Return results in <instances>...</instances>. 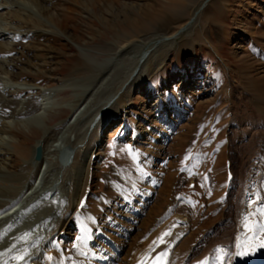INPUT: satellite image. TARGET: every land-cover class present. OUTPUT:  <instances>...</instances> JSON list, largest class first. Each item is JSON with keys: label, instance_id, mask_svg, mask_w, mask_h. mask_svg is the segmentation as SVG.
Returning a JSON list of instances; mask_svg holds the SVG:
<instances>
[{"label": "rangeland", "instance_id": "374dc122", "mask_svg": "<svg viewBox=\"0 0 264 264\" xmlns=\"http://www.w3.org/2000/svg\"><path fill=\"white\" fill-rule=\"evenodd\" d=\"M27 4L32 9L27 14L44 22L47 29L43 32L52 39L42 42L54 56L45 69L58 67V73L41 74L45 81L39 83L25 78L4 85L11 94L3 95L4 99L25 101V94L15 88L33 89L32 96L41 103L48 92L54 95L51 110L37 121L20 125L12 124L16 118L3 121L8 123L4 128L10 126L21 137L10 138L5 132L0 137L14 142L9 149H14L21 167H29L21 173L33 178L29 192L19 194L23 201L13 213L23 212V222L30 220L34 233H48L58 224L67 194L49 216L37 219L29 215V209L42 202L49 205L48 191H58L70 178L82 176L80 169L86 160L84 150L78 154L82 145L72 152L77 161L71 159L66 166L61 165V152L69 150L78 135L83 136L90 107L125 83L122 102L116 104L119 94L115 96L104 109L114 103L116 108L110 109L103 123L99 124V118L93 124L94 133L87 135L93 162L83 182L85 216H71L64 231L54 238L57 248L70 258L88 248L85 255L92 264L98 263L104 251L117 253V264H134L138 249L144 252L149 247L159 254L168 250L162 248L181 231L172 232L169 223L174 211L183 207L189 211L190 223L197 222V229L193 227L176 248L183 254L189 251L190 262L201 252L231 243L243 224L238 212L246 202L243 195L254 193L259 197L256 200L264 199V176L256 177L264 169V0H58L52 11L57 26L39 15L33 3ZM201 5L202 15L189 25ZM11 18L9 10H1L0 28H16ZM124 40L135 42L126 53L119 52ZM153 41L157 44L144 57V47ZM27 59L19 60L20 68L37 73L38 68H30ZM54 62L57 65L52 68ZM101 68L107 74L101 77L103 84L93 89L91 103L75 116L71 107L78 97L76 85ZM48 129L55 130V136L38 172L31 161L33 148ZM59 165L64 170L60 174ZM29 179L25 184L14 175L8 179L0 173V188L19 191L23 184L29 185ZM50 179L55 180L54 187ZM35 192L40 194L34 196ZM4 199L0 202L8 200ZM12 220L0 222V236L23 223ZM166 232L170 235L164 236ZM114 247L122 251L114 252ZM22 249L14 256L27 252L28 247ZM176 257L173 264L184 261L180 254Z\"/></svg>", "mask_w": 264, "mask_h": 264}, {"label": "bare ground", "instance_id": "6f19581e", "mask_svg": "<svg viewBox=\"0 0 264 264\" xmlns=\"http://www.w3.org/2000/svg\"><path fill=\"white\" fill-rule=\"evenodd\" d=\"M27 2L33 3L35 5V7L38 8L39 13H40L39 15H41L43 18L47 19V21H49L50 23H53L54 25L57 26V15L52 13V11L55 10L56 4H57L56 3L54 5L53 2H58V0H0V11L1 10H9V14L12 16L11 21L18 24L16 26V28H15V26L13 28L10 27L9 29H5V30L0 28V136H1L2 132H5V133L10 134V136H11L10 138H13V137L19 138V137H21V134L18 133L19 131L16 132V130L12 129L10 126H7V128H4V124L8 125L7 122H5V123L3 122L5 119H8V118H14L15 119L16 118L17 120H14L12 122V124H14V125L31 124V123L37 121L42 116V114H44L48 109H50V107L53 104L52 96H54V95L51 92H48L45 95L46 97L44 96V98H43L44 100L42 101V103H43L42 104L40 102V100H38L32 96V94L34 93L33 89H31V88H21V89L17 88L16 89L15 88V90L17 92H21L19 94H23V95L25 94L23 97L26 98V100L25 101H23L22 99L10 100L8 98L4 99L3 95L11 96V94L9 93V90H5L4 85H6V83L9 81L20 80V79H25V78L26 79L33 78L36 83H39V81H41L40 79H43V81H45L44 78L40 77L41 74H44V75L46 74V75L50 76V75L58 73V67L53 68V66L57 65V63H55V62L51 64L52 68H53L52 70L49 69V71H46V69H45L46 66L49 65L50 61L54 59V56H53L51 47L46 46L45 45L46 43L43 44L42 42H43V39H45V40L48 39V41H49L51 38L48 37L49 36L48 33L43 32V29H45L44 31H46L47 25L44 22L35 20L32 17V14H30V13L27 14L28 10L30 12L32 11V9H30V7L27 6L28 5ZM13 5H16V7H13ZM5 6H7V7H5ZM202 8H203V5L197 7L195 12L193 13L192 17L195 18V21H198L199 17L202 15V12H203ZM204 8H205V4H204ZM162 28L163 27H161V30H162ZM60 30H63L64 32H66L65 31L66 29L60 28ZM25 43H26V45H22ZM123 44L124 45L122 47H120L119 52L126 53L133 45H135V42L129 41V40H124ZM155 44H157L156 41H153L149 45H146L145 47L143 46L144 47V51H143L144 57L147 56V53L151 49L154 48ZM154 51L152 53H155ZM23 57L29 58L25 61L30 68L31 67H33V69H34V67L38 68L37 73H35V74H32L30 72L28 73L24 67L20 68L21 65L19 64V60L20 61L23 60ZM143 58H142V60H138L139 62H137L136 66H135V70L138 67H140V63L144 60ZM44 59H45V61H44ZM47 60L49 62H47ZM34 61H37V63L36 62L34 63ZM26 63H24V64H26ZM86 68H84V69H86ZM105 70H106V68H101V69L97 70L92 76H90V78L87 81H84L83 83H80L79 85H76V88H78V97H77L76 101H73V105L71 107V110H72L73 114H75V116H76V114H79V111L82 109L81 107L83 105L88 104L90 102V101L88 102V100L90 97L92 98V96H93L92 95L94 92L93 89L97 88L99 85L103 84L104 79H101V77L103 75V78H104V76L107 75L104 72ZM52 72H53V74H51ZM133 73H132V75H133ZM124 84L120 87H115L113 90L114 94H112V96H109L107 99L102 98L100 102H98L96 104L94 103L95 105L90 107V110H92V112L90 113V116H88L85 119V123L83 124V130H84L83 136L78 135V137H76V139H75V142H73V144L70 146V149L63 151V153L61 152L60 158L61 157L65 158V160L60 159V161L62 163L61 165L66 166L70 163L71 159H75V161H77L76 160L77 158H73L72 152L76 153V150H77L76 145H79V144L82 145V147L80 148L81 150L78 151L79 155H80L82 150L85 151L84 160L85 159L86 160L83 164V167L81 166L82 168L80 169L81 172L83 171L82 176H80V178H78V180H77V178H76V180L73 179V177L70 178V180L69 181L67 180L68 182L63 185V188L58 190V191H55V192L48 191L47 194H50L51 196L50 195L49 196L52 197L51 200L48 199V201L50 202L49 205L43 204L44 202H42L37 207L35 206V208L29 209L30 210L29 215L33 214V216L37 219L39 218L40 215H42V216L48 215L49 216V214L53 212L54 207H57L59 205L60 199L63 198V195L67 194V196H68L66 198L67 202L66 203L64 202V204H63V205L66 204V207L61 210L62 211L60 213L61 218H60V220H57L58 224H54V228L51 231H49L48 233L46 232V230L40 231L41 233H37L38 231L37 232L35 231V233H37V235H35L33 230L30 228L31 221L28 220L26 222L25 221L23 222V220L21 218L22 217L21 215H24L23 212L20 213V215L17 212L13 213L15 208L20 204V202L22 200L21 199L22 197L18 198L19 194L20 193L22 194L24 192L23 194L25 195L27 192H29L30 188L32 187L31 184L33 182L31 180H33V178L30 180L29 179L30 177H27L29 174L27 175L25 173H21V172H25L24 171L25 169L28 170L29 167L28 168L21 167V165L18 163V158H16V154L14 152H12V151H14V149L13 150L9 149V147L13 146L14 142L11 139H4V138L0 137V173H6L8 175V179L12 178V176L14 175V176H16V179L18 182L23 183V181H26V182H24L25 184L27 183L28 179L30 180L28 183L29 185L27 184L28 186H24V184H23V187H20L19 191H12L11 189L5 190V189L0 188V198H5V199L8 198L7 201L0 202V222L4 221L6 219H9V218L13 219L12 220L13 224L23 222L17 227L12 226L11 230L7 229L6 233L3 231L5 234L3 236H0V264H92L90 262L89 258H87V256L85 255L88 253L87 247L84 246L87 249L86 250L84 249L83 253L78 254L75 257L72 256L74 259L73 260V259H71L72 257L70 258V257L65 256L64 255L65 253L63 254V252L59 248H57L58 247L57 242L54 240V238L56 235H59V233L64 231V226H66V224H68L70 222L72 215L75 214L76 217L78 215H81V217L85 216V214H84L85 212L82 209V203H83V199H85V197H86L85 191H87V189H86V186L83 185L84 184L83 182H84L86 174L88 175V178H89V176H90L89 175L90 174L89 168L93 162V154H91V150H89V148L86 146L89 143V142L86 143V138H87V135L94 133L95 130H94L93 124L99 118H100L99 124L103 123L104 120L109 117L108 115H110V109H114L116 104H120L122 102L121 92L123 91V88L125 86ZM90 88H92V93H88V91L90 92ZM87 93H88V95H86ZM118 94H119V98L115 101L116 104L114 103L113 106H110L109 110L105 111V109H106L105 107H107L110 104L111 100L115 96H117ZM120 109H121V111H123L124 104H122L120 106ZM68 124H70V123H68ZM64 127L65 126H63L62 128H64ZM58 128H60V127H58ZM97 128H98V126H97ZM54 136H55V130L50 131V129H48L47 131H45L44 136L38 141L37 145L33 148V155H32L31 161H32L33 168L35 170H37L38 172L41 169V167L43 166L44 157L48 156V154L46 153V150H47L48 144L54 138ZM37 146H42V150H43V159L40 162L34 161L35 151H36ZM91 146H89V147H91ZM263 151L261 154L262 160H264V152ZM259 152H261V151H259ZM78 160H79V157H78ZM258 160H260V159H258ZM61 165H59V166H61ZM63 166L59 167V169H58V167H56V169H58L57 170L58 174H60L62 172ZM257 166H258V164H257ZM261 166H262V162H261ZM30 169H31V167H30ZM15 173H16V175H15ZM23 174H25L26 176ZM30 174H31V172H30ZM261 175L264 176V169H262L261 174L256 175V177L261 176ZM59 177L61 179L62 176H59ZM258 178H260V177H258ZM64 179L65 178H63V180ZM71 180L74 182L72 183ZM87 180H89V179H87ZM54 181H55L54 179H50L49 182H51V184L53 185ZM255 181H257V180L255 179ZM253 182H254V180H253ZM10 183H12V182H10ZM251 183H250V186H253V185H251ZM50 185H49V187H50ZM54 185H53V187H54ZM29 186H31V187H29ZM247 190H249V189H247ZM253 191H255V190L253 189ZM39 194H40L39 192H35L33 195L36 196ZM243 196L246 197V202H244V203L241 202L243 204H241L240 210H238L240 220L242 219V221H243L244 216L246 214L251 216V222L252 223H255L256 221L261 220L262 217L257 213V209L260 208L261 206H264V199L262 198L261 201H258V200H256L257 195H255L254 193L251 194L248 192H247V194L245 193ZM257 198H259V197L257 196ZM29 199H30V197L27 198V200H25V202L28 203ZM243 199H245V198L243 197ZM25 211H27V209ZM69 211L71 212L70 215H69ZM16 215H19V216L16 217ZM172 218H173V220L171 221V223H169L170 221L168 222L170 224L169 229L175 233H177V231H180V230L181 231L178 232V234H177L178 237H176V239H174L171 244H168L162 248L164 250L168 249L167 250L168 256L165 258L167 264H173L174 259H175L176 255H178V254H180L181 260H184V261H181L180 263H178L179 262L178 261L177 264H201V262L206 260V259L209 261V264H215V258H216V251L215 250L218 248V246H217V248H212L211 250H208L204 253L201 252L202 254H200L198 257H196L191 262H190V259L188 258L189 257V251L183 254L180 252L179 249L176 248L177 244L181 241V239H183V237L186 234H188L189 232L192 233L191 231H193V227L196 228V226H197V222H195L194 225H192L190 223L191 221L189 218L188 209L186 207H183L179 211H174V215L172 216ZM78 219H79V216H78ZM196 220L198 221V219H196ZM6 224H7V222H6ZM243 225L244 224L240 225L241 226L240 230H239L240 232L239 231H238L239 233L237 232L238 233L237 237L235 235L236 238H233L234 240L231 243H228V245H225L224 247H222L225 250H228V255H226L224 257L223 264H262L264 262V249H260V248H257L255 254L251 255V256L239 257V256L235 255V252H236L235 245H237L238 242L244 241L246 237H249L252 235L251 233H248L246 231V229L244 228ZM0 226H2V225H0ZM85 227L80 228L82 230V232H84L86 230ZM1 234H3V233L1 232ZM126 235L127 234L125 233V236ZM260 239H264V236L260 237ZM149 244H150V242H149ZM26 246L28 247V250H26L27 252L23 251L25 254L22 252V254L25 255V260H23V261L15 260L14 255L16 254V252L22 248H27ZM98 247H100V246H98ZM114 249H115L114 252L121 250L118 247H114ZM141 251L142 250L138 249L136 251V254H134V260H133L134 264H142V262H143V264H154L155 257H157L159 255V252H156V251L153 252L152 249H149V247L147 248V250H144V252H141ZM160 252H162V251H160ZM95 257L97 258V255ZM117 257H118V254L117 253L113 254V251L112 252L111 251H106V252L104 251V253L102 252L99 254L98 260H96V261L98 262L97 264H114V263H116V261L118 259ZM76 260H77V262H75Z\"/></svg>", "mask_w": 264, "mask_h": 264}, {"label": "snow or ice", "instance_id": "6c2138e0", "mask_svg": "<svg viewBox=\"0 0 264 264\" xmlns=\"http://www.w3.org/2000/svg\"><path fill=\"white\" fill-rule=\"evenodd\" d=\"M257 213L262 217L261 220L256 221L255 223L251 222V216L246 214L243 219L244 228L248 233L252 235L246 237L244 241L238 242L235 245L236 252L235 255L239 257L251 256L254 255L257 248L264 249V239L260 237L264 236V206H261L257 209ZM164 236L170 235V232L163 234ZM160 243H163V237L160 238ZM215 264H223L224 257L228 255V250H225L222 247H218L216 250ZM168 252L164 251L155 257L154 264H167L166 257ZM15 260L23 261L25 260V255L21 254L14 257ZM143 264V262H142ZM201 264H209V261L206 259L201 262Z\"/></svg>", "mask_w": 264, "mask_h": 264}, {"label": "water", "instance_id": "95a60500", "mask_svg": "<svg viewBox=\"0 0 264 264\" xmlns=\"http://www.w3.org/2000/svg\"><path fill=\"white\" fill-rule=\"evenodd\" d=\"M209 1V0H208ZM195 21V18H193L192 20H191V22L189 23V25L190 24H192L193 22ZM188 25V26H189ZM187 26V27H188ZM183 30H181V32H182ZM180 32V33H181ZM42 158H43V153H42V148L39 146L37 149H36V153H35V162H40L41 160H42ZM63 160H65V158H63Z\"/></svg>", "mask_w": 264, "mask_h": 264}]
</instances>
